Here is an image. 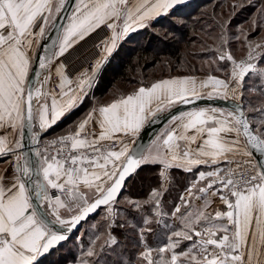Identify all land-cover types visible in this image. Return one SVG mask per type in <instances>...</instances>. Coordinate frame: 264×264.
I'll use <instances>...</instances> for the list:
<instances>
[{"label": "snow or ice", "instance_id": "snow-or-ice-1", "mask_svg": "<svg viewBox=\"0 0 264 264\" xmlns=\"http://www.w3.org/2000/svg\"><path fill=\"white\" fill-rule=\"evenodd\" d=\"M182 6L186 0H0V157L8 165L0 170V264H43L97 210L109 229L100 252L117 244L110 230L119 197L143 166L158 167L160 183L146 199L122 201L143 227L135 258L121 256L118 264H264V102L242 103L246 78L258 79L264 96V4L251 30L241 25L233 33L231 19L216 22L204 76L193 68L141 82L42 143L130 33L179 16ZM101 33L99 58L70 78L63 60ZM233 41L244 56L233 55ZM228 100L230 108L215 105ZM165 113L163 126L141 143ZM173 169L193 179L166 211ZM153 223L163 225V236ZM100 239L81 245L75 264H100Z\"/></svg>", "mask_w": 264, "mask_h": 264}, {"label": "trees", "instance_id": "trees-1", "mask_svg": "<svg viewBox=\"0 0 264 264\" xmlns=\"http://www.w3.org/2000/svg\"><path fill=\"white\" fill-rule=\"evenodd\" d=\"M256 1H250L254 3L250 5L239 3L237 0H186V6L179 9V16L170 19L161 18L159 23L153 25L160 28L161 32H153L149 28H145L130 33L129 37L123 40L113 51L97 76L89 94L91 102H86V97H84L83 102L70 114L57 121L47 131L46 135L55 134L54 130L61 126L64 129L73 127L82 114L92 105L104 104L120 95H127L138 88L141 82L148 85L163 77L188 74L193 68L197 69L193 74H206V69L205 71H199V69L203 61L208 59L207 50L214 43L212 37L219 33V28L215 27L216 22L231 19L230 30L233 33L238 26L245 27L247 25L246 27H248L250 24L248 21L256 15L257 10L264 3V0ZM233 4L239 5V7L233 9ZM209 26H212L214 30H208ZM256 82L255 87L259 96L247 97L244 94L242 103L245 107L248 105L256 107L264 102V96L260 95L258 79ZM159 183L158 167L143 166L134 178L128 180L119 199L120 201L124 200L125 197L134 200L146 199L151 189L158 187ZM183 184L182 174L177 175L171 184L173 193L177 192ZM117 207L120 215L116 217L115 224L110 231L118 243L106 247L103 252H99V256L95 259H98L100 264H118L121 256L134 259L138 251L136 245L139 242V228L142 221L139 220V217L137 219V216L134 215L136 211L130 209L128 205L120 203ZM100 211L89 218L92 221L96 219L100 223L96 229V236L101 233L102 240L101 242L97 241V251H100L99 245L107 239L108 233L107 226L104 228L105 221L98 218ZM156 226L153 223V230L163 236L164 232H161ZM87 232L88 229L84 227L83 235L86 236ZM146 239L150 245L156 246L157 241L151 234H146ZM62 243L57 246V250H66L63 252L53 251L43 260V264L52 262L55 259V253L62 258L61 262L68 255L76 261L77 257L74 255L76 251L73 253L68 249L69 253ZM116 249L118 250V258L113 256Z\"/></svg>", "mask_w": 264, "mask_h": 264}, {"label": "crops", "instance_id": "crops-1", "mask_svg": "<svg viewBox=\"0 0 264 264\" xmlns=\"http://www.w3.org/2000/svg\"><path fill=\"white\" fill-rule=\"evenodd\" d=\"M71 10V9H70ZM105 31V30H104ZM106 32V31H105ZM104 38V34L101 33L99 37H97L95 34L93 35L92 39L89 40L88 44H85L83 45V47L79 48L76 52H73L71 55H68L66 59L63 60V62L65 63L66 65V71H67V74L69 75V77H71V75L78 69L80 68L85 62L89 61L90 59L92 58H99V56H97L98 54V50H99V53L103 47V45H101L100 48H96V47H93V44H97L98 42H100L101 39ZM97 56V57H96ZM195 75H198V76H204L205 74H195ZM169 77V76H168ZM168 77H163V78H168ZM162 79V78H161ZM111 102V101H109ZM109 102H106L104 104H107ZM99 105H102V104H94L92 105L86 112H84L82 114V116L78 119V121L80 119H82L88 112L91 108H93L94 106H99ZM63 118V117H62ZM61 118V119H62ZM60 119V120H61ZM77 121V122H78ZM76 122V123H77ZM65 123V121H64ZM67 127V126H66ZM73 130V127H69V128H65L63 126H61L60 128L54 130V133L57 134V135H64V134H67L69 131ZM7 162H6V158H3V157H0V170H3L5 167H7ZM182 171V170H180ZM179 170H176V169H173L170 173L171 175V183L169 185V190H168V193L165 194L164 196V202H165V210L167 211L170 207H171V204L173 202H179L178 201V196L180 193L183 192L184 188L187 186L188 182L193 179V177L187 173H183L180 172ZM158 172H159V168H158ZM179 174H182V177L184 179V184L183 186L175 193H173V189L171 187V184L173 183V180L174 178H176L177 175ZM133 210V209H132ZM134 215L137 216V219L139 217V220L142 221V218H141V215L140 213L138 212H134ZM165 222L167 223H172V220L170 217H165ZM157 228L161 231V232H164L165 233V229L163 227L162 224L158 225L156 224ZM143 227V223L141 224L140 228ZM139 228V229H140ZM109 230V229H108ZM112 234V233H111ZM113 235V234H112ZM114 236V235H113ZM112 246V245H111Z\"/></svg>", "mask_w": 264, "mask_h": 264}, {"label": "rangeland", "instance_id": "rangeland-1", "mask_svg": "<svg viewBox=\"0 0 264 264\" xmlns=\"http://www.w3.org/2000/svg\"><path fill=\"white\" fill-rule=\"evenodd\" d=\"M250 1H252V0H237V2H241V3H246V4H254V3H252V2H250ZM255 2H257L256 0H255ZM256 4V3H255ZM262 4H264V3H262ZM251 20H252V18H251ZM251 20H249L248 21V23L250 22V24H249V26L248 27H246L247 25H245V27H246V29H248V30H251V27H252V25H251ZM244 27V28H245ZM149 30L150 31H153V32H161L160 31V28H158V27H155V26H152V27H150L149 28ZM257 37V34L256 33H253V38H256ZM230 48H231V51L233 52V55L235 56V57H237V58H240V57H242V56H244L245 54H246V49L245 48H243L242 46H241V44L240 43H238V42H236V41H233L232 43H231V46H230ZM217 75H219V73H216ZM246 84H247V87H246V90H245V96H247V97H250V96H259V92H258V90H257V88H256V91L255 92H249V91H247V88H251V87H254L255 86V84H257V82H256V78H252V79H247L246 78ZM258 84H260V81L258 80ZM91 90V89H90ZM90 90L88 91V93H87V95L85 96L86 98V102L88 101V102H91V99H90ZM97 101V100H96ZM123 201V200H122ZM121 201V203H123ZM102 216H103V212H102V210L100 211V215L98 216V218L100 219V220H103L102 219ZM95 219V218H94ZM98 219V220H99ZM98 224H100L96 219L95 220H86L85 222H83L82 223V225H81V228H79L78 230H76L75 232H73L71 235H70V238L67 240V242H63L62 244H63V246H65L66 248H67V251L69 252V250H70V252H73V253H75V251H76V253L74 254L76 257H77V259L79 258V256H80V250H81V245H83L85 248L88 246V244H89V242H90V240H92V239H95L96 238V229H97V226H98ZM106 223H105V226H104V228H106ZM87 228L88 229V232L86 233V236L85 235H83V228ZM105 230V229H104ZM107 230H108V227H107ZM109 231V230H108ZM114 235V234H113ZM98 236H100L101 237V239L99 240V242H101V240H102V234L100 233ZM98 243V242H97ZM100 244V243H99ZM69 249V250H68ZM64 250H66V249H61V250H57V252L58 251H64ZM66 251V252H67ZM118 250L116 249L115 250V253H113V256H114V258H116L117 256H119L118 255V252H117ZM69 252V253H70ZM100 251H98V253H99ZM73 258V257H72ZM72 258L70 257V255H68L67 256V258H65V260L63 261V262H61V257H59V256H57V254L55 253V259H53V261L52 262H47V264H75V261H74V259L72 260ZM118 258V257H117ZM76 259V260H77Z\"/></svg>", "mask_w": 264, "mask_h": 264}, {"label": "water", "instance_id": "water-1", "mask_svg": "<svg viewBox=\"0 0 264 264\" xmlns=\"http://www.w3.org/2000/svg\"><path fill=\"white\" fill-rule=\"evenodd\" d=\"M70 9L71 8L69 7L68 11H70ZM65 14H67V12ZM49 43H50V41H49ZM200 103L201 104H205V103H211V102L201 101ZM215 105L216 106H220V107L230 108L232 106V101L231 100H228V101H216L215 102ZM166 118H167V113L164 114V116H163V118L161 120H159V121H157V122H155L153 124H149L146 127V129L142 132L140 142L143 143V144H148L149 141L153 138L154 133H156L163 126V123L164 122H166ZM127 182H128V180L126 181V184H127ZM124 190H125V187L122 189V193L124 192ZM99 211L100 210H97V212L90 214L86 218V220L89 219V218H91V217H93V216H95L96 214H98ZM83 222L84 221H82L80 223V225L77 226V229H74L73 230V232H75L76 230H78L81 227V225H82Z\"/></svg>", "mask_w": 264, "mask_h": 264}, {"label": "built area", "instance_id": "built-area-1", "mask_svg": "<svg viewBox=\"0 0 264 264\" xmlns=\"http://www.w3.org/2000/svg\"><path fill=\"white\" fill-rule=\"evenodd\" d=\"M105 31L107 32L108 30L107 29H105ZM97 44H100V42H98ZM101 45L102 44H100V47H101ZM99 47V48H100ZM100 50V49H99ZM99 50H98V54H97V56H99ZM96 56V57H97ZM94 61H95V58H92V59H90L89 61H87V62H85L80 68H78L72 75H71V77L70 78H75L80 72H82L85 68H90L91 67V64L92 63H94ZM58 136H60V135H57V134H49V135H44L43 137H42V143H43V141H45V140H51V139H53V138H55V137H58Z\"/></svg>", "mask_w": 264, "mask_h": 264}]
</instances>
